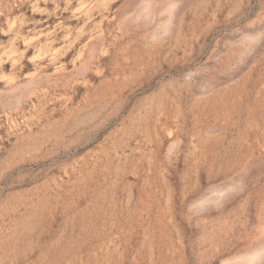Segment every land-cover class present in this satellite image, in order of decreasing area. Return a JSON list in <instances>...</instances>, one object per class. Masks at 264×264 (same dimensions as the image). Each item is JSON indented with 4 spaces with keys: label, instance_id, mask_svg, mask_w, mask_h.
Wrapping results in <instances>:
<instances>
[{
    "label": "rangeland",
    "instance_id": "rangeland-1",
    "mask_svg": "<svg viewBox=\"0 0 264 264\" xmlns=\"http://www.w3.org/2000/svg\"><path fill=\"white\" fill-rule=\"evenodd\" d=\"M0 264H264V0H0Z\"/></svg>",
    "mask_w": 264,
    "mask_h": 264
}]
</instances>
